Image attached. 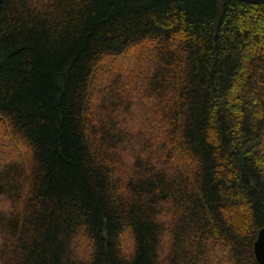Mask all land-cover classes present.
Returning a JSON list of instances; mask_svg holds the SVG:
<instances>
[{"label":"trees","instance_id":"trees-1","mask_svg":"<svg viewBox=\"0 0 264 264\" xmlns=\"http://www.w3.org/2000/svg\"><path fill=\"white\" fill-rule=\"evenodd\" d=\"M0 139V264H258L264 4L5 0Z\"/></svg>","mask_w":264,"mask_h":264},{"label":"rangeland","instance_id":"rangeland-1","mask_svg":"<svg viewBox=\"0 0 264 264\" xmlns=\"http://www.w3.org/2000/svg\"><path fill=\"white\" fill-rule=\"evenodd\" d=\"M119 63L120 64L117 65V71H120L122 69H125V67H129V64H130L129 60L128 61H120ZM131 64L133 65V63H131ZM99 84H101V83H99ZM128 88H129L130 91H132V89L134 88V86L133 85H130V86H128ZM128 88H127V91L129 92ZM135 97H136V99H135V102L133 101V104L131 106V110L129 112L124 111L120 115V117L122 119V122L124 124V125L123 124L122 125L125 128L128 127V129L127 128L126 129L127 130L130 129V131L131 130L132 131H136V130L138 131L140 129V126H141V123H142L141 122V120H142V110H141V108L139 106L140 103H141V105H143L142 104V99H141V97L139 95H137ZM96 106L97 107L99 106V102L98 101H96ZM145 108H147V107L145 106ZM0 141H2V140L0 139ZM5 143H6V140H5ZM6 144H8V143H6ZM9 154H10L9 152H5V150H3L0 147V161L6 160V159H7V161H9L10 160ZM126 160L128 162V163L126 162V164L131 165L132 160L129 161L130 160V157H128Z\"/></svg>","mask_w":264,"mask_h":264},{"label":"water","instance_id":"water-1","mask_svg":"<svg viewBox=\"0 0 264 264\" xmlns=\"http://www.w3.org/2000/svg\"><path fill=\"white\" fill-rule=\"evenodd\" d=\"M5 0H0V5L4 3ZM242 3L264 4V0H236ZM255 255L258 264H264V229L259 232L258 240L255 243Z\"/></svg>","mask_w":264,"mask_h":264}]
</instances>
